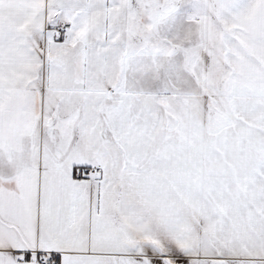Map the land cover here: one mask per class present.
<instances>
[{"label": "snow or ice", "instance_id": "6c2138e0", "mask_svg": "<svg viewBox=\"0 0 264 264\" xmlns=\"http://www.w3.org/2000/svg\"><path fill=\"white\" fill-rule=\"evenodd\" d=\"M0 264H264V0H0Z\"/></svg>", "mask_w": 264, "mask_h": 264}]
</instances>
